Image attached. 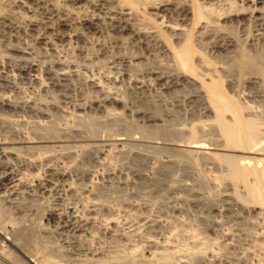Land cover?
<instances>
[{
  "label": "rangeland",
  "instance_id": "1",
  "mask_svg": "<svg viewBox=\"0 0 264 264\" xmlns=\"http://www.w3.org/2000/svg\"><path fill=\"white\" fill-rule=\"evenodd\" d=\"M81 5L82 1L72 2V0L0 1V59H3L0 60V100L11 99L19 106L16 110L0 108V143L11 147L8 151L16 148L19 150V154L16 153L17 150H13L16 156L7 155V150H4L5 152L0 150V174L4 171L12 172L17 178L20 175L23 179L26 175L10 197L9 193L0 192V217L1 220L3 219L0 220L1 227L4 225L3 228H7L4 230L13 238L17 236L16 232L12 234L14 228L26 231L37 227L39 242L26 245L29 254H35L36 248L48 246L52 253L55 252L54 255L57 254L56 256L62 257L70 264L79 261L82 264H264V236H259V232L263 230L260 225L261 217L257 214L258 211L251 214L239 212L234 206L231 183L216 182L212 177L220 169L211 162H202L201 165L195 166L190 160L185 158L182 160L181 156H176L172 150L153 147L152 143H169L163 141L165 130L166 134L180 129L187 130L189 124H192L189 122H197L194 119L197 116L194 115L202 111V101L195 95L189 94V90L178 93L173 92L172 89L168 91L163 87L167 83L159 84L151 80L147 71L137 72L138 75L133 74L137 80L144 81L146 90L143 89L144 92H141L135 89L126 76H121L126 70H123L124 67L121 66L118 58L128 55L127 53L140 54L141 49L129 44L124 50L122 48L114 50L111 32L106 29L97 35L89 34L85 42H82V37H77V34L82 35V26L79 25V20L82 19ZM52 11L66 18L70 27L69 25L65 27L66 29L58 27L57 17L50 14ZM33 22L35 25H32ZM60 31H64L65 35L70 37L60 38L58 36ZM263 31L264 26L261 30L262 35L253 37L250 41V43L254 41L250 51L264 52ZM240 35L243 34L240 32ZM43 36H50V40L47 39L44 43L41 40ZM245 36L244 34V38ZM29 66L35 67V71H31ZM62 73L66 74L64 79L55 77L56 74ZM126 73L128 74V71ZM39 76L42 78L40 79ZM90 78L95 80V84L100 85L98 89L94 88V81ZM263 79H255L251 84L244 81L239 87L241 92L244 91V100H248L250 105L254 102L252 107L258 109H254L256 112L264 110V104L259 100V95L264 94ZM108 97L122 101V104H113L114 102L102 104V101ZM95 103H100V106L97 107ZM78 105L84 107L80 112L76 111ZM138 111H144V115H136ZM151 113L159 117L160 120L156 125L164 127L162 130H165L161 131L164 135L160 131L155 135L156 137L154 134L151 135L154 131L153 123L146 119ZM115 114L120 116L116 117ZM84 117L87 118L85 120L89 123V127L93 125L91 127L93 135L85 131ZM116 138H122L124 142L121 143L124 144L115 143ZM44 140L53 141L52 144L58 145L55 144V147L49 149L50 151L45 146H41L44 147L43 150L41 147H35L46 151L47 155L43 154L45 158L40 160L41 163L37 161L36 165H29L31 160L29 157L39 151V149L33 150L32 145ZM27 141L34 143L29 145ZM66 148L68 154L64 153ZM23 162L26 163L23 165ZM4 163L10 167L4 170L6 168ZM28 169L29 171L32 169L30 174ZM63 170L67 173V178H70L60 181L56 172ZM88 186L90 189L87 188ZM79 192L82 194L80 195ZM54 207L60 208L63 213L72 212L71 215L76 216L82 225L80 230L67 229V231L61 228L62 220L46 218L47 210ZM86 218L90 219L86 220ZM17 242L21 243L17 240L14 244ZM2 244L4 245L0 242V245ZM197 250L202 253L200 255L192 253ZM12 251L21 256L17 249ZM165 254L169 255L167 261L161 257ZM0 264L11 263L0 255Z\"/></svg>",
  "mask_w": 264,
  "mask_h": 264
},
{
  "label": "bare ground",
  "instance_id": "2",
  "mask_svg": "<svg viewBox=\"0 0 264 264\" xmlns=\"http://www.w3.org/2000/svg\"><path fill=\"white\" fill-rule=\"evenodd\" d=\"M80 1H82V5H81L82 6V19L79 20V25L82 26V35L77 34V37H79V38L82 37V42H85V39L87 38V36L89 34L97 35V34H100V32H103L104 29H106L107 31L111 32L110 37L113 39L114 50H115V48H117V49L122 48L124 50L127 48L126 46H129V44H133V45H135V47H138L141 49L142 52H140V54L127 53L128 55L125 54V56H120L118 58L119 59L118 61L120 62L121 66L126 68V69L123 68V70L128 71V74L125 71V73H123L121 76H126L129 79V81H131V83L134 85L135 89L141 90V92H142L143 89H145L144 88L145 86H144V81L143 80L142 81L137 80L136 78H134L133 74H137V72L147 71V74L151 80H153L159 84H162L164 82L167 83L163 87H165V89H168V91L170 89H172L173 92L178 93V92H183V91L189 90V92H188L189 94L195 95L198 99H200L202 101V104H201L202 105V111L197 113L198 115H194V116H197L194 118L197 122H195V123L189 122L192 124H189L190 127L188 129L186 127L187 130H181L180 129L179 131L168 132L166 134L167 131L165 129H163L166 131V132L164 131V134H165L164 135L161 132V131H163L162 128H164V127L156 125V123L160 120L159 117L157 115H153L152 113H151V115L147 116L146 119L153 123L152 126L154 129V131H153L154 133L152 132L151 135L154 134V136H155L160 131V133L165 136V139H163V141H169V143H165V142L164 143H155V144L152 142L151 143L153 144V147H155L156 149H160V150L161 149H167L169 151L172 150L173 152L176 153L175 154L176 156H181L180 157L181 159L185 158V159L190 160L191 163L195 166H198L202 162H211L212 164H214L216 166V168H219L220 171L219 170L216 171L218 174L217 173H216V175L213 174L214 175V176H212L213 179L216 182L228 181L229 183H231V185L233 187V191H232L233 197L232 198L234 199V201H233L234 206L237 207L239 212L251 214L253 212L256 213L255 211H258L257 214H259V216L261 217L260 225L263 229L261 232H259L260 233L259 236L260 235L264 236V113H263L264 110L262 109L263 112H256L255 110H258V109L257 108L255 109L252 107V105L254 106V104H253L254 102L250 101L252 103L250 105L248 100H244V98H245L244 97V91L242 90L243 92H241L239 90L241 83L244 84V81L251 84V83H253V81L255 79L264 78V52H262V51L261 52L250 51V49H252L251 45L254 42L253 41L252 43H250V41H252L253 37H260L262 35L261 30H262V27L264 26V0H72V2H80ZM13 3H15V2H13ZM45 7H48V6H45ZM55 7H57V6H55ZM76 7H78V6H76ZM50 8L52 9V7H50ZM21 9H23V8H21ZM57 13L58 12H55V11L50 12L51 15L54 14V16L57 17L56 20L58 21V23H57L58 27L64 28V29H66L65 27H67L68 25L70 27L68 20L66 18H63L61 14H57ZM67 13L69 14V12H67ZM30 14H32V13H30ZM0 15H1V13H0ZM1 24H4V23H1ZM53 24L56 25L55 23H53ZM32 25H35V22H33ZM7 30H9V29H7ZM75 31H77V30H75ZM60 32L58 34V36L60 38L70 37L68 35L66 36L64 31L61 32V34H60ZM240 32L243 35H240ZM14 33H16V32H14ZM253 33H255V34H253ZM10 34H11V32H10ZM244 34L246 35L245 38H244ZM51 35H53V34L51 33ZM49 37L50 36H43L41 38V40L44 41V43H46L47 39H49ZM7 38H9V37H7ZM97 38H99V37L97 36ZM4 39H5V36H4ZM9 41H11V40H9ZM255 41H257V40H255ZM95 43H97V41ZM95 43H93V44H95ZM55 48H57V47H55ZM82 48H84V47H82ZM109 49L112 50L113 48H109ZM92 51H93V49H92ZM105 52H108V51H105ZM123 52L125 53V51H123ZM22 53H23V51H22ZM110 54L112 56V53H110ZM1 56H3V55H1ZM85 56L87 57V55H85ZM96 56H97V54H96ZM25 57H26V55H25ZM107 58H108V56H107ZM109 58H111V57H109ZM0 60L2 61L3 59H0ZM28 63H29V61H28ZM25 65H26V63H25ZM61 65H63V64H61ZM113 65H114V63H113ZM3 67H5V66H3ZM19 67H20V65H19ZM28 68L31 71H33V70L35 71V67H33V66H29ZM21 70H22V67H21ZM56 70H57V68L55 69V71ZM65 71H66V69H65ZM66 72H68V70ZM65 75H66L65 73L56 74L55 77H59L61 79H64ZM142 76H143V74H142ZM40 77L41 76H39V78ZM135 77H138V76L135 75ZM9 78H11V77H9ZM115 78L117 79L116 76H115ZM14 79L15 78H13V81H14ZM70 79H71V77H70ZM128 79H127V81H128ZM85 80H87V79H85ZM91 80H93V79H91ZM13 81L11 83H13ZM41 81L42 80H40V82ZM93 81H94V85H95L94 88L98 89L100 85L95 84V80H93ZM153 81H151V82H153ZM40 82H39V84H40ZM57 83L58 82H56V84ZM9 84L10 83H8V86H9ZM1 86H3V84H1ZM115 87H116V85H115ZM161 87H162V85H161ZM40 88H39V90H40ZM147 88H148V85H147ZM9 89L11 90V88H9ZM101 89H102V87H101ZM98 91L101 92L100 90H98ZM108 93H110V92H108ZM259 96H260V98L258 97L259 100H261L262 103L264 104V94L263 95L261 94ZM8 97H7V99L10 98V97L9 98ZM1 98H3V97H1ZM10 100H5V99H3L2 101L0 100V108H4V109L7 108V109H13V110L18 109L19 108L18 103H15L13 100H11V101ZM101 101H102V99H101ZM108 102H110V103L114 102L113 104H115V103L122 104V101L114 100L111 97H108L104 101H102V104H104V103L107 104ZM194 102H196V101H194ZM260 102H258V103L260 104ZM100 103H95V105L97 107H99ZM262 103H261V105L263 106ZM86 105H88V104H86ZM23 108H25V107H23ZM74 108H75V106H74ZM83 108L80 105H78V108H76V111L80 112ZM200 110H201V106H200ZM36 112H37V110H36ZM143 112L138 111V112H136V115L142 116V115H144ZM44 113H42V114H44ZM155 114H156V112H155ZM49 116H51V115H49ZM81 116H83V115H81ZM115 116L119 117L120 114H115ZM65 117H67V116H65ZM121 117H122V115H121ZM163 117H165V116H163ZM85 118L86 117H84L83 121L85 120ZM163 121L164 120H162V122ZM43 123H44V121H43ZM186 123L187 122H185V124ZM50 124H51V122H50ZM83 125L86 127L85 131H87L88 134L93 135V131L91 129V127L93 125L91 127H89V123H87V120H85L83 122ZM66 128H68V127H66ZM81 128H82V124H81ZM207 128H208V130H206ZM81 130L84 131L83 129H81ZM151 130H150V132H151ZM27 135H29V134H27ZM157 137H159V135ZM5 139L3 140V142L5 141ZM28 140H30V139H28ZM32 140H30V141H32ZM51 142H53V141H51ZM51 142L44 140L43 142H38L35 145L33 144L34 142L27 141L26 143H29V145H30V143H32L33 144L32 146H34L33 150L35 149V151H37V149H39V148H35V147H41V146H45V148H48V151H50L53 147H55V144L58 145L57 143L52 144ZM112 142L113 141H111V143ZM114 142L124 144V143H121V142H124L122 140V138L121 139L116 138L114 140ZM100 145H101V143H100ZM112 145H114V144L112 143L111 146ZM22 146H23V144H22ZM32 146H29V147L31 148ZM87 146H89V145H87ZM95 146H96V144H95ZM16 147H18V146H16ZM97 147H98V145H97ZM10 148L11 147L6 146V145L4 146L2 143H0V150H2V151L7 150V152H6L7 155H11V156L15 155L16 156L15 151H13V150H17L18 152H16V153L19 154V150L17 148L11 150L13 152L8 151V150H10ZM42 148H44V147H41V149ZM24 149H25V147H24ZM41 149H39V151H37V153H35V154L32 153V156L29 157L31 159V160H29V165L35 164L37 161L43 160L42 158H45V156L43 157V154L46 151H42L43 149L42 150ZM104 149H106V148H104ZM53 150H56V149H53ZM65 150H66V152H64V153H67V148ZM109 150H111V149H109ZM99 151L100 150H98V152ZM52 152L54 154V151H52ZM61 153H63V151ZM44 155H47V153H45ZM78 155H80V153H78ZM75 156H77V155H75ZM20 157H21V155H20ZM48 157H49V155H48ZM7 158H9V157H7ZM12 158H14V157H12ZM57 158H58V156H57ZM77 159H78V157H77ZM73 161H75V160H73ZM18 163L21 164L22 162H18ZM24 163H26V162H23V165H24ZM40 163H41V161H40ZM4 164H6V163H4ZM71 164H73V163L71 162ZM67 166H68V164H67ZM8 167H10V166H8V164H6V168H4V170L7 169ZM11 167H12V165H11ZM33 168H37V167H33ZM25 171H26V169H25ZM30 171L28 169L29 174H30ZM24 173H23V176H24ZM36 173H38V172H36ZM25 176H24V179H25ZM36 176H37V174L35 175V177ZM56 176L58 179H60V181L65 180L68 177L67 173L64 170L56 172ZM19 177H20V175H19ZM19 177L17 178V176H15L14 173L12 174V172H7V171L6 172L4 171L2 174H0V192H2V193L7 192V193H9L8 196L10 197V195L13 194L15 188L17 186L21 185V183H22L21 179H23V178H21V177L19 178ZM47 178H49V177H47ZM69 178H67V179H69ZM70 182H72V180H70ZM26 184H27V182H26ZM26 184H24V185H26ZM44 184H45V182H44ZM77 184H78V182H77ZM91 184H92V182H91ZM47 185H48V183H47ZM66 187H68V186H66ZM72 187H73V183L71 185V188ZM87 188L90 189L89 186ZM102 188H103V186H102ZM76 190L79 191L78 189H76ZM76 190H74V191H76ZM51 191H53V190H51ZM91 191H92V189H91ZM79 193H80V195L82 194L81 192H79ZM51 194H52V192H51ZM59 194H61V193H59ZM88 194H89V192H88ZM86 196L88 197V195H86ZM83 198H85V197H83ZM88 198L90 199V197H88ZM55 199H56V197H55ZM49 203H51V202H49ZM3 207H5V206H3ZM75 208H77V207H75ZM59 209H57L55 207L50 208L49 210H47V212L45 211L46 212L45 217L48 219L62 220L61 228H63V229H66V230L72 229L74 231H79L80 228L82 227V225L80 224V221L76 218V216H74V215L72 216L71 215L72 212L70 214V212H67L66 209L64 210V211H66L65 213H63ZM75 211H78V210H75ZM14 212H16V211H14ZM87 219L88 218H86V220ZM0 220H1V217H0ZM83 220H85V218ZM92 224H94V223H92ZM12 225H14V224H12ZM42 225H43V223L41 224V226ZM17 226H19V225H17ZM39 226H40V224H39ZM3 227H5V226L3 225ZM3 227H1V225H0V242L4 243V245L3 244L0 245V255L3 258H5L8 262H10L11 264H70L67 261H64L62 259V257L59 258V256H56L57 254L54 255L55 252L52 253L51 250H49V248H47L48 246L47 247L41 246L39 248H36L35 254H33V255H31L32 253L29 254V252L26 250V245L30 244V243L33 244V243L39 242L38 241L39 236H37L38 231L36 232L37 227L36 228L32 227L30 229H27L26 231H20L18 228L17 229L14 228L13 229L14 231L12 234H14V232H16L15 234H17V236H18V237L16 236L17 238L14 237L15 239L12 237V235L8 231H7L8 232L7 233L4 230L7 228H3ZM44 227H48V226H44ZM48 230H50V228H48ZM10 232H12V230ZM72 233H73V231H72ZM12 238H13V240H12ZM17 240L21 241V243L17 242V244H14V242H16ZM39 240L41 241V239H39ZM24 247H25V249H24ZM75 248H72V249H75ZM14 249L15 250L17 249L19 251V254L21 253V256L18 255L17 253H15L14 251H12ZM76 250H77V248H76ZM200 250L193 251L192 253L193 254L197 253L200 255V253H202ZM31 251H33V250H31ZM59 251H62V250H59ZM75 251H74V253H77ZM68 252H70V251L68 250ZM74 255H76V254H74ZM158 256H160V255L158 254ZM168 256L169 255L165 254L161 257H163L167 261V260H169ZM63 258L65 259L66 257L64 256ZM70 258L71 257H69V259ZM24 259H25V261H24ZM74 264H82V262L79 261V262H75Z\"/></svg>",
  "mask_w": 264,
  "mask_h": 264
}]
</instances>
